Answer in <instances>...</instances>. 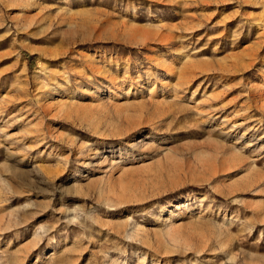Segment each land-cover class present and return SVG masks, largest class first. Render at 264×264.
I'll list each match as a JSON object with an SVG mask.
<instances>
[{
    "label": "rangeland",
    "instance_id": "374dc122",
    "mask_svg": "<svg viewBox=\"0 0 264 264\" xmlns=\"http://www.w3.org/2000/svg\"><path fill=\"white\" fill-rule=\"evenodd\" d=\"M0 264H264V0H0Z\"/></svg>",
    "mask_w": 264,
    "mask_h": 264
}]
</instances>
